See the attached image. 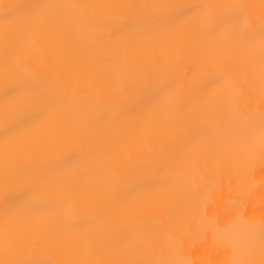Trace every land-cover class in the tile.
Segmentation results:
<instances>
[{
  "label": "bare ground",
  "instance_id": "6f19581e",
  "mask_svg": "<svg viewBox=\"0 0 264 264\" xmlns=\"http://www.w3.org/2000/svg\"><path fill=\"white\" fill-rule=\"evenodd\" d=\"M262 112L264 0H0V262L261 264Z\"/></svg>",
  "mask_w": 264,
  "mask_h": 264
},
{
  "label": "snow or ice",
  "instance_id": "6c2138e0",
  "mask_svg": "<svg viewBox=\"0 0 264 264\" xmlns=\"http://www.w3.org/2000/svg\"><path fill=\"white\" fill-rule=\"evenodd\" d=\"M4 9V15L10 16L13 14V10L19 6L16 5H8L5 4L2 6ZM229 7H237V8H242V5H237V6H229ZM261 157L262 159H264V112H262L261 114ZM262 172H264V169H262ZM234 210H238V211H243V209H234ZM0 264H4V262H0ZM261 264H264V260L261 261Z\"/></svg>",
  "mask_w": 264,
  "mask_h": 264
}]
</instances>
